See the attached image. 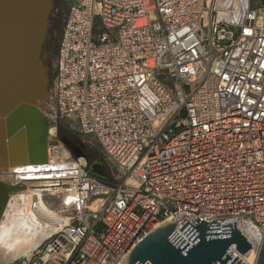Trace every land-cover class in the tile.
<instances>
[{
    "label": "built area",
    "instance_id": "2783aa9c",
    "mask_svg": "<svg viewBox=\"0 0 264 264\" xmlns=\"http://www.w3.org/2000/svg\"><path fill=\"white\" fill-rule=\"evenodd\" d=\"M65 2L52 110L93 137L118 176L105 186L69 163L54 181L70 223L27 264L128 263L168 220L190 244L188 222L219 223V238L236 223L259 255L264 0Z\"/></svg>",
    "mask_w": 264,
    "mask_h": 264
},
{
    "label": "water",
    "instance_id": "95a60500",
    "mask_svg": "<svg viewBox=\"0 0 264 264\" xmlns=\"http://www.w3.org/2000/svg\"><path fill=\"white\" fill-rule=\"evenodd\" d=\"M55 0H0V172L9 167L41 161L46 151L51 77L44 60L50 17ZM88 164V163H87ZM89 173L105 186L106 169L88 164ZM21 186L0 178V223L10 193ZM198 219V218H197ZM200 219L189 225L186 237L175 241L176 224L157 229L131 252L128 264H229V248L248 254L252 247L237 230V224L222 226ZM176 232V233H175ZM231 264H244L238 257ZM257 264H264V242Z\"/></svg>",
    "mask_w": 264,
    "mask_h": 264
},
{
    "label": "bare ground",
    "instance_id": "6f19581e",
    "mask_svg": "<svg viewBox=\"0 0 264 264\" xmlns=\"http://www.w3.org/2000/svg\"><path fill=\"white\" fill-rule=\"evenodd\" d=\"M47 127L46 151L41 161L0 172L3 181L21 186L10 193L0 223V264H15L19 259L30 261L48 239L70 223V216L57 201L56 195L61 189L54 180L62 178L69 163L86 165L87 162L79 151V159L72 160V155L58 140L56 129L48 124ZM97 205L99 202L91 208L96 209ZM170 223L168 220L158 229ZM237 257L244 264H257L259 255L256 252L246 256L236 253L232 260Z\"/></svg>",
    "mask_w": 264,
    "mask_h": 264
},
{
    "label": "rangeland",
    "instance_id": "374dc122",
    "mask_svg": "<svg viewBox=\"0 0 264 264\" xmlns=\"http://www.w3.org/2000/svg\"><path fill=\"white\" fill-rule=\"evenodd\" d=\"M67 10L68 4L65 2V0H55V7L50 17L51 24L49 28V36L46 41V46L49 43H53L54 45L53 51H49L46 56L48 60L47 67L50 73H52L54 69L55 56L58 50V41L60 38L62 24L65 19ZM55 16H57L58 18L55 19ZM51 30H55L57 32L56 37L53 35ZM45 107L48 110V125L56 129L58 140L63 144V146L72 155L74 159H79V151L86 159V162L89 165L94 163H100L106 169V172H108L109 177L118 176L116 169H114L110 164H107L105 162L102 154V149L93 137H89L80 133L76 123L73 120L61 119L59 116L56 115V113L52 110L53 106L51 101V95ZM42 247H44V245ZM36 254L37 252L33 255L32 258H34ZM28 262L29 261L26 262L24 259H19L18 261H16L15 264H27Z\"/></svg>",
    "mask_w": 264,
    "mask_h": 264
},
{
    "label": "flooded vegetation",
    "instance_id": "af4514ba",
    "mask_svg": "<svg viewBox=\"0 0 264 264\" xmlns=\"http://www.w3.org/2000/svg\"><path fill=\"white\" fill-rule=\"evenodd\" d=\"M55 19H57L58 17L57 16H55L54 17ZM51 32L53 33V35L56 37V34H57V32L55 31V30H51ZM61 33H62V31H61ZM60 38H61V34H60ZM60 38H59V41H58V47H59V43H60ZM53 49H54V45H53V43H49V44H47V46H45V50H44V60H45V63L46 64H48V60H47V53L49 52V51H53ZM58 51V50H57ZM103 166V165H102ZM107 174H108V172H107Z\"/></svg>",
    "mask_w": 264,
    "mask_h": 264
}]
</instances>
